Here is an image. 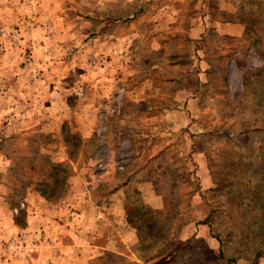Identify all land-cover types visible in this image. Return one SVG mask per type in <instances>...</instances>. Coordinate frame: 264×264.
I'll use <instances>...</instances> for the list:
<instances>
[{
    "label": "rangeland",
    "instance_id": "rangeland-1",
    "mask_svg": "<svg viewBox=\"0 0 264 264\" xmlns=\"http://www.w3.org/2000/svg\"><path fill=\"white\" fill-rule=\"evenodd\" d=\"M102 1L0 0V193L10 189L13 204L28 190L54 195L47 197L52 204L65 195L72 204L75 193L96 192L97 163L108 160L107 130L117 131L111 161L125 166L139 121L126 125L124 96L103 104L87 99L102 81L127 82L128 65L140 53L154 59L151 50L141 51L161 46L178 53L170 58L184 69L171 65L168 76L192 86L178 119L162 122L169 123L167 135L153 138L167 141L146 179L161 206L138 196L126 201L136 242L119 244L120 255L110 245L102 255L89 248L79 264H264V0H184L182 16L160 24L144 20L149 6L132 23L138 35L132 41L102 39L126 32L123 17L131 10L116 7L123 0H108L103 9ZM187 15H194V25ZM232 21L238 34L224 32L222 22ZM104 45H113L105 55ZM109 58L111 68L117 62L124 69L121 79L111 68L102 75L100 63ZM197 72L203 82L194 81ZM161 100H152L150 109ZM151 121L156 131L159 121ZM83 124L92 129L89 138Z\"/></svg>",
    "mask_w": 264,
    "mask_h": 264
},
{
    "label": "crops",
    "instance_id": "crops-1",
    "mask_svg": "<svg viewBox=\"0 0 264 264\" xmlns=\"http://www.w3.org/2000/svg\"><path fill=\"white\" fill-rule=\"evenodd\" d=\"M183 2L184 0H123L116 7L122 10L124 8L131 9L123 17L125 23H128L129 29L122 33L112 31V34H108L102 39L113 41V39L118 40L124 36L129 37L130 41L136 40L138 35L135 28L132 27V23L147 7L151 6L152 11L149 12V15L144 16V20L148 22L147 18L149 17L153 22L160 24L163 17L177 21L182 16ZM31 6L32 12H34L36 6L34 3ZM98 6L107 9L110 5L108 0H103ZM190 6L198 9L199 3L193 1ZM137 7L141 8V11L137 12ZM171 14L172 16H170ZM184 17L188 21L192 20L194 25V15ZM119 18V16L114 18L113 22H118ZM233 22H222L224 29L227 28L224 32L238 34L237 27L232 26L237 23ZM189 29L192 30L191 27ZM189 33V37L196 38L191 34L193 32ZM200 35L203 36L202 33ZM111 48H113V45L110 48L104 45L100 50L105 55V52L111 50ZM150 50L154 59L149 56L141 57L142 53H140L138 61L134 59V62L128 65L127 82L118 85V83L109 84L102 81V83H98L97 89H94L97 91L96 97L87 99L88 103L100 102L103 104L108 103L116 96L121 97V99L124 96L125 103L129 104L128 112H125V109L122 112L126 125L131 126L133 119L139 121V128H135L137 130L129 146V152L132 156H130V161L125 166L111 161V149L117 148V145L115 146L117 131L112 133L107 130L105 137L108 140L106 144L109 151L108 160L97 163L98 172H96V175L100 177V183H97L96 192L86 190L75 193L72 204L71 201L69 202L66 199L65 195L55 198V202L59 201V203L52 204L47 200V197L50 198L52 194L47 196L46 192H38L37 190H28L25 194H21L13 204L11 201L14 199L11 197L10 189L7 193L1 192L0 264H79L84 261L83 255L89 248L96 249L97 255H102L106 248H110L108 247L110 245V250L114 254L120 255L119 244L129 245L136 242L137 231L132 224L130 214L126 210L125 202L138 196L144 201V204L152 207L161 206L160 199L162 197H160V194L154 193L153 183L146 179L153 177L154 171L152 169L157 167V164L152 161V157L158 152L161 155L163 150H166L167 141L155 144L153 138L157 134L159 137L167 135L164 131L167 132L166 127L169 123L164 128L162 122L170 117L178 119L181 109L179 103H183L181 100L185 98L187 88L189 90L192 88L191 85L184 82V79L169 77L167 74L171 65L175 66L177 72L184 70L182 66H179L177 59L170 58V56H177L178 53L171 49L164 52L161 46L160 48L147 47L141 52H149ZM107 56L110 57L111 55ZM107 61L104 60L100 63L99 68L102 64V75H105V71L111 68L110 58ZM115 63V68H111L108 72H111L114 78L121 79L122 74L125 75L124 69L117 62ZM137 75H139V78L134 79ZM199 75V72L195 73L194 81L197 83L203 82L198 77ZM163 87H166V89L163 90ZM86 90L88 92L90 88L87 87ZM163 97L166 102L172 103L171 108H168L171 110H163V104L161 103ZM156 99L161 101H159L160 105H156L158 109H155L154 112L152 108L150 109V104L152 100ZM153 119L159 121L156 131L152 129L154 121L151 120ZM91 131L89 125L83 124V137L89 138L92 134ZM139 140L142 141L140 144ZM144 155L149 158L145 159ZM137 159L141 163L138 167H135V160ZM4 160L5 170L10 169V159ZM51 166H54V164H51ZM147 175L148 177H146ZM141 180H143V184L138 183ZM3 184L5 183L0 182V185ZM18 200L24 202V207L16 215L12 213V207ZM155 201H158V203ZM15 218L20 223H16ZM19 238H21V242L18 243L24 244L12 247V244Z\"/></svg>",
    "mask_w": 264,
    "mask_h": 264
},
{
    "label": "built area",
    "instance_id": "built-area-1",
    "mask_svg": "<svg viewBox=\"0 0 264 264\" xmlns=\"http://www.w3.org/2000/svg\"><path fill=\"white\" fill-rule=\"evenodd\" d=\"M96 180H98V178H97ZM23 207H24V204H23L22 201H20L16 206H14V207L12 208V212L15 214V213H17V210H18L19 208H23ZM18 242H21V241H20V238L17 239L16 242L12 244V247H16V246L19 244Z\"/></svg>",
    "mask_w": 264,
    "mask_h": 264
},
{
    "label": "trees",
    "instance_id": "trees-1",
    "mask_svg": "<svg viewBox=\"0 0 264 264\" xmlns=\"http://www.w3.org/2000/svg\"><path fill=\"white\" fill-rule=\"evenodd\" d=\"M51 169H55V166H51ZM16 223H20V221L17 220V218H15Z\"/></svg>",
    "mask_w": 264,
    "mask_h": 264
}]
</instances>
